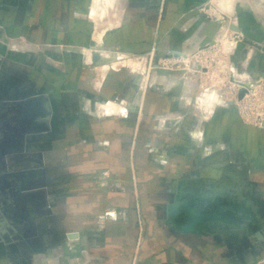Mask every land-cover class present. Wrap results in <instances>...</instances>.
<instances>
[{
    "label": "crops",
    "instance_id": "obj_1",
    "mask_svg": "<svg viewBox=\"0 0 264 264\" xmlns=\"http://www.w3.org/2000/svg\"><path fill=\"white\" fill-rule=\"evenodd\" d=\"M89 1L0 2V264H264V127L244 125L230 108L202 118L199 101L191 122L205 135L185 147L181 132L153 133L149 115L171 105L150 94L138 121L96 116L94 99H131L134 88L111 71L96 91L94 68L58 50L91 44ZM208 1L122 0L104 41L128 52L153 43L191 52L224 27L198 13ZM243 10L237 29L264 43V9L254 22ZM18 39L47 53L11 50L8 40ZM218 190L249 205L251 232L198 226L199 208L207 224L212 204L225 203ZM186 199L190 212H169Z\"/></svg>",
    "mask_w": 264,
    "mask_h": 264
},
{
    "label": "rangeland",
    "instance_id": "obj_2",
    "mask_svg": "<svg viewBox=\"0 0 264 264\" xmlns=\"http://www.w3.org/2000/svg\"><path fill=\"white\" fill-rule=\"evenodd\" d=\"M19 1L25 8L27 0ZM245 1L250 2V0H209L200 6L199 14L208 20L221 21L224 27L203 46L191 52L178 53L171 50L161 52L156 43L142 52H128L106 45L104 41L106 33L111 26L122 19V0H98V2L90 0L85 17L93 25L90 35L91 44L67 48L64 46L58 50L75 52L81 56L86 66L94 68L95 77L91 80V86L96 91L102 88L111 71L125 72L128 83L134 88L133 97L127 99L120 94L112 98L94 99L92 110L98 117L111 115L126 118L129 115L138 121L143 116L142 108L146 96L148 94L151 97L156 96L155 101L161 96L167 98L171 108L155 110L149 115L148 122L153 128V133L161 136L166 132L168 137H171L176 132H181L186 141L185 147H189L188 144L197 138L203 141L205 135V127L202 124L197 126L198 122H191L193 116L197 114L200 116L197 111L199 106L197 97L205 94L215 96L216 101L215 105L213 103L207 106L211 107V110L206 108L202 118L211 116L216 108H230L244 125L263 128L264 43L254 40L237 29L240 9H244L247 19L254 22L256 9L253 7L255 6H246ZM0 2H11V0H0ZM7 45L11 50L17 49V52L29 55H35L36 52L47 53L44 47L32 45L25 39L8 40ZM163 69L170 75L160 73ZM182 73L183 76L175 83L176 87L173 86V76ZM83 101L87 105L90 103L88 99ZM201 102V108H205L206 104ZM216 133L219 132L216 130ZM230 134L236 136L238 130H232ZM199 144L206 145L201 142ZM149 147L151 150L161 151L156 145L152 144Z\"/></svg>",
    "mask_w": 264,
    "mask_h": 264
},
{
    "label": "bare ground",
    "instance_id": "obj_3",
    "mask_svg": "<svg viewBox=\"0 0 264 264\" xmlns=\"http://www.w3.org/2000/svg\"><path fill=\"white\" fill-rule=\"evenodd\" d=\"M97 2H98V0H97ZM244 4L246 6H250V7H253L254 6V5H252L253 4L252 2L245 1ZM253 8H255L257 10L258 9L260 10V9H264V6L262 7V5L256 4L255 7H253ZM230 10H231V8H230ZM258 14H259V12H258ZM160 73H163V75H164V73L165 74L167 73L168 75H170L164 69L163 70H160ZM160 75H162V74H160ZM171 75L173 76V74H171ZM182 76H183V73L182 74H176L175 76H173V79H172L173 86L175 85V87H176V84L175 83H177V80H180L178 78H181ZM169 78H171V76ZM175 87H172V88H175ZM187 91H189V90H187ZM197 99H198L197 102L203 101L204 104H206V107L204 109L203 108H200V110H199V112L202 115H204V110L206 108H209L207 106H209L210 104H213V103L215 105V101H216L215 96L214 97H211V96H208V95L206 96L205 94L204 95L201 94L199 97H197ZM200 104H202V102ZM209 109L211 110V107ZM206 114H208V112ZM214 194H215V200L218 199L219 197L226 198L225 203L222 204V205L220 203L219 205H216V207H215L214 204H212L211 212L209 211V214L211 213V218H210L211 219V223H207V224L205 223V220L204 219L208 215H206V213L204 212V210H202L201 208H199L200 212L197 211V213H199V219L197 218V222L200 223V224L198 226H200L201 228H203L205 230H209L210 227H211V229H214L215 228V230H216V229H218V227H220V229H221L223 227V225L226 224V225L235 227L236 229L237 228H245L249 232H251L253 230V226H254L255 222H257V221H256V217H254V212L251 210V208L249 207V205L245 204L243 201L235 200V198L233 196H228L227 193H226V190H220V191L218 190ZM214 194H213V197H214ZM187 202H188L187 199L186 200H183V201H179L178 200V202H177L176 206H174V208H171L170 207L169 212L170 213L171 212L174 213L175 211L177 213L178 212L179 213H182V212L188 213V212H190V210L186 207V203ZM245 211L247 212V216H248L247 219L244 218L246 216L245 215L246 214ZM202 213H204L205 215H202ZM197 216H198V214H197ZM190 225L193 226L192 223H190ZM198 231H199V228L196 229V232H198Z\"/></svg>",
    "mask_w": 264,
    "mask_h": 264
},
{
    "label": "water",
    "instance_id": "obj_4",
    "mask_svg": "<svg viewBox=\"0 0 264 264\" xmlns=\"http://www.w3.org/2000/svg\"><path fill=\"white\" fill-rule=\"evenodd\" d=\"M263 126H264V122H263ZM202 215H205V214H204V213H202ZM183 219H185V217H184ZM0 226H1V224H0Z\"/></svg>",
    "mask_w": 264,
    "mask_h": 264
},
{
    "label": "built area",
    "instance_id": "obj_5",
    "mask_svg": "<svg viewBox=\"0 0 264 264\" xmlns=\"http://www.w3.org/2000/svg\"><path fill=\"white\" fill-rule=\"evenodd\" d=\"M107 114H109V113H107ZM264 121H262V123H263Z\"/></svg>",
    "mask_w": 264,
    "mask_h": 264
}]
</instances>
